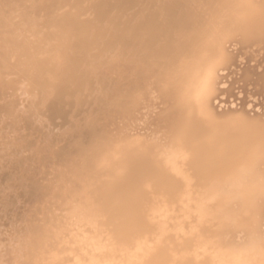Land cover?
<instances>
[{
  "label": "bare ground",
  "instance_id": "6f19581e",
  "mask_svg": "<svg viewBox=\"0 0 264 264\" xmlns=\"http://www.w3.org/2000/svg\"><path fill=\"white\" fill-rule=\"evenodd\" d=\"M0 264H264V0H0Z\"/></svg>",
  "mask_w": 264,
  "mask_h": 264
},
{
  "label": "rangeland",
  "instance_id": "374dc122",
  "mask_svg": "<svg viewBox=\"0 0 264 264\" xmlns=\"http://www.w3.org/2000/svg\"><path fill=\"white\" fill-rule=\"evenodd\" d=\"M154 6V5H153ZM153 9H155V8H153Z\"/></svg>",
  "mask_w": 264,
  "mask_h": 264
}]
</instances>
